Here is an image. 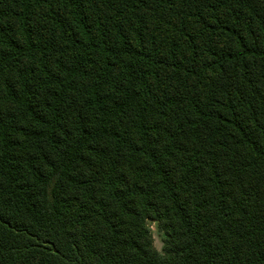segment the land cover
Listing matches in <instances>:
<instances>
[{"label":"trees","instance_id":"obj_1","mask_svg":"<svg viewBox=\"0 0 264 264\" xmlns=\"http://www.w3.org/2000/svg\"><path fill=\"white\" fill-rule=\"evenodd\" d=\"M0 264H264V0H0Z\"/></svg>","mask_w":264,"mask_h":264},{"label":"rangeland","instance_id":"obj_2","mask_svg":"<svg viewBox=\"0 0 264 264\" xmlns=\"http://www.w3.org/2000/svg\"><path fill=\"white\" fill-rule=\"evenodd\" d=\"M150 228L153 235L154 246L162 253L164 249V233L160 231L156 223H150Z\"/></svg>","mask_w":264,"mask_h":264}]
</instances>
